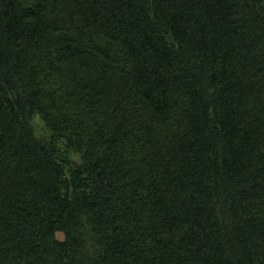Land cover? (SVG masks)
I'll use <instances>...</instances> for the list:
<instances>
[{"label": "trees", "instance_id": "16d2710c", "mask_svg": "<svg viewBox=\"0 0 264 264\" xmlns=\"http://www.w3.org/2000/svg\"><path fill=\"white\" fill-rule=\"evenodd\" d=\"M0 264H264V0H0Z\"/></svg>", "mask_w": 264, "mask_h": 264}, {"label": "rangeland", "instance_id": "374dc122", "mask_svg": "<svg viewBox=\"0 0 264 264\" xmlns=\"http://www.w3.org/2000/svg\"><path fill=\"white\" fill-rule=\"evenodd\" d=\"M36 121H37V126H38V129L39 130H41L43 127H42V123H41V121H40V117H37V119H36ZM43 130V129H42ZM58 237H60V238H63L64 236H63V233L62 232H59L58 233Z\"/></svg>", "mask_w": 264, "mask_h": 264}]
</instances>
